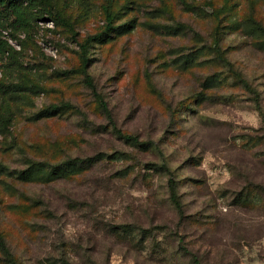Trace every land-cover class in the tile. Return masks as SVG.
Masks as SVG:
<instances>
[{
	"label": "rangeland",
	"instance_id": "374dc122",
	"mask_svg": "<svg viewBox=\"0 0 264 264\" xmlns=\"http://www.w3.org/2000/svg\"><path fill=\"white\" fill-rule=\"evenodd\" d=\"M46 1L76 40L38 0L24 1L26 27L0 16V232L16 259L190 264L186 247L203 264H264L263 204L238 193L264 186V0ZM104 4L115 28L89 47L88 73L111 120L76 71V41L104 26Z\"/></svg>",
	"mask_w": 264,
	"mask_h": 264
},
{
	"label": "trees",
	"instance_id": "16d2710c",
	"mask_svg": "<svg viewBox=\"0 0 264 264\" xmlns=\"http://www.w3.org/2000/svg\"><path fill=\"white\" fill-rule=\"evenodd\" d=\"M24 1H26L27 4H30L37 0H0V16L4 18H9L11 20L12 25L16 28L26 27L30 22V17L28 13L26 12ZM38 1L44 2L46 4L48 19L51 21H59L62 25H64L71 31L73 39L76 40L75 39L76 31L74 27L72 26V23L66 20L65 18H63L62 16H60L58 13L54 12L51 9L50 4L46 0H38ZM179 1L182 3H185L184 0H179ZM207 4L212 8L213 6L212 3L208 2ZM102 10H103L104 19H105L104 26L99 31L92 33V34H88L81 41H76L79 47V57H80L79 67L76 68V71H78L79 73L83 75L84 83L92 90V92L94 93V96L99 101L101 110L104 112L106 117H108V119L111 120L108 104L106 103V100L104 99V97L100 93L97 92L92 76L88 73V66L90 64V59L88 57L89 47L91 46L93 42L101 39L103 36L107 35L109 32H111L115 28V25H114L115 14L111 10V7L107 4H104L102 5ZM214 14L217 15V13L215 12ZM6 46H8V41L5 38H3L0 33V51ZM215 53L217 55V58L220 61L225 62L231 67V63L227 61V59L222 57V55L220 54V49H219L218 44H216L215 46ZM72 71H75V70H72ZM72 71H68L67 73L69 74ZM233 74L236 77V80L238 83H241V85L245 86L246 88H249L247 81L242 77V74L240 72L234 70ZM48 108L52 110H60V109L71 108V105H69L68 103L52 104ZM259 110H260V106H259ZM112 129L115 132V134L125 142H131L134 145L141 147V148L154 147L155 149H158V146L155 144L153 140H139L138 137L134 135L123 133L120 129L116 128L114 125H112ZM259 152H262L260 153L262 155L259 157V163L261 165L259 166V170L261 171L259 173V176L264 177V134L259 135ZM76 160H79V159L78 158L69 159L59 164L47 165V167L50 169H57L58 167L70 168L76 164L75 162ZM162 168L165 170H168L167 169L168 167L166 166L165 163H162ZM26 172L27 171L25 170L22 173L24 174ZM169 172L170 171L168 170V173ZM28 176L29 175L25 177H28ZM248 185L251 186V184H248ZM167 188H168V201L173 205L174 209L178 212V214L181 215L182 214V203L177 194L176 181L174 177L171 175V173L169 174L168 179H167ZM248 188H251V187H246V188L243 187L241 191L238 192V193L245 194L242 197V199L249 198L255 201L258 200L259 204L261 203L263 204L262 210H264V186L262 185V181H259V187H256V188H259V192L251 188L255 192L250 195L249 190H247ZM127 227L129 226H121V228H127ZM107 230L108 231H105V233H108L113 238H116V237L120 238L121 241H123L124 245H132L131 241L127 238L128 236H125L126 239H122L120 237V234H121L120 226L118 227L110 226ZM180 251L182 255L189 258L190 264H203L201 260L199 259L197 252H194L191 249L186 248V247H181ZM0 257H1L3 264H21V262L16 259L12 249L7 244L1 232H0ZM58 261L60 264H73L72 262L68 261L67 257L59 258ZM102 264H109V262H107V259H105V262H103ZM154 264H165V262L160 259V260H157ZM170 264H174V263H170Z\"/></svg>",
	"mask_w": 264,
	"mask_h": 264
}]
</instances>
